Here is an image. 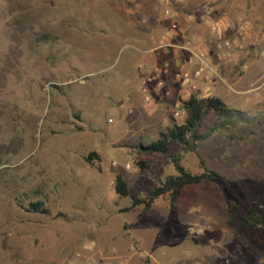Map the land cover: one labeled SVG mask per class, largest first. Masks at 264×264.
<instances>
[{
	"label": "rangeland",
	"instance_id": "374dc122",
	"mask_svg": "<svg viewBox=\"0 0 264 264\" xmlns=\"http://www.w3.org/2000/svg\"><path fill=\"white\" fill-rule=\"evenodd\" d=\"M150 1L0 0V264H104L113 256L126 264H264V222L253 230L242 225L264 198V0H154L165 17L159 29L170 33L166 49L184 34L216 40L212 25L239 40L231 58H212L211 82L192 91L220 99L249 122L214 133L197 154H182L186 169L199 172L202 159L224 180L184 187L173 209L166 195L158 197L134 230L141 243L131 239L125 252H110V236L132 231L140 209L120 212L130 197L117 199L115 175L131 197L147 198L175 171L165 157L140 155L137 147L184 118L174 89L162 99L148 90L146 104V83L126 75L141 69L136 50L144 40L132 36ZM213 7L225 23L213 14L200 19ZM209 45L202 51L213 56ZM150 109L162 115L148 116ZM213 123L205 118L201 132ZM91 152L99 157L93 165L85 162ZM34 201L49 213H27Z\"/></svg>",
	"mask_w": 264,
	"mask_h": 264
},
{
	"label": "trees",
	"instance_id": "16d2710c",
	"mask_svg": "<svg viewBox=\"0 0 264 264\" xmlns=\"http://www.w3.org/2000/svg\"><path fill=\"white\" fill-rule=\"evenodd\" d=\"M179 103L184 114L183 121L179 124L171 121L170 126L158 132L157 138L154 141L137 147V152L140 155L159 154L168 159L175 174L167 176L155 186L147 198L131 197L124 177L120 174L114 177L113 189L117 199L130 197L129 205L120 209V212H129L140 207L135 220L130 225L131 227L139 225L145 213L158 197L166 195L168 197L169 208L173 209L184 187L213 180H224V176L207 169L202 159L198 161L200 165L199 172H191L186 169L182 164V154H197L200 143L206 141L214 133L249 122L243 112L229 108L220 99L214 97L201 98L198 93L193 91L186 99H180ZM209 116L214 119L213 126L207 132H201L204 119ZM174 147H179L180 152L173 153ZM98 158L95 152H91L85 157V162L93 165V159ZM136 164L140 168H144L143 163L137 162ZM25 211L27 213L38 214L49 213L42 201L29 202L25 207ZM237 213L236 206L229 216L230 220L236 219ZM56 217H63V215L58 213ZM263 222L264 198L244 215L242 225L246 230H253L261 227Z\"/></svg>",
	"mask_w": 264,
	"mask_h": 264
},
{
	"label": "crops",
	"instance_id": "0c3cea01",
	"mask_svg": "<svg viewBox=\"0 0 264 264\" xmlns=\"http://www.w3.org/2000/svg\"><path fill=\"white\" fill-rule=\"evenodd\" d=\"M215 8H210L206 15H201L200 19H209L211 17L210 15L213 14L212 10H215ZM218 8L220 9H218L217 12L220 14L219 11L221 10V8H223V3H219ZM192 17L193 16L190 15L189 19H192ZM213 17L214 19L218 18V22L225 23V14L223 16H218L216 13H214ZM164 18L165 17L162 13L161 3L159 1L152 0L147 5L144 4V20L141 24L142 27L133 29L134 36H132L134 40H144L143 48H141L140 50H136L141 54V69L139 68L140 71L138 70L137 73L133 70L132 72H128V74L126 75L129 78L133 77L134 79H143L144 83H146L144 84L146 88L149 91L151 90V96L153 91V93H155L156 99H162L164 95L172 96V89L175 90L174 92L178 99H186L192 92L193 88L180 86L179 83L175 80V74L180 69V67H195L194 63L193 65L189 64L188 59L191 58L196 51L203 50L202 48H205V45L210 44L209 47L211 50H213L215 39L214 37H209L206 39L205 33H199L201 35H191L190 38L186 37V35L184 34L181 40L175 43L170 42V45H168V48L166 49V46L162 45L164 34H162L161 30L159 29V23L164 21ZM187 23V21L179 19V24H181L182 26L187 25ZM200 23L198 22V25H200ZM187 33L192 34L194 33V30L191 29ZM242 39L245 38L242 37ZM239 45V40H237L235 49ZM171 81L174 82L173 85L168 84V82ZM165 86H167L168 88L167 91L164 90ZM128 93L130 95L133 94V88L129 89L128 87ZM134 99L135 101H140L141 96L137 94L136 96H134ZM146 104L144 105V108L148 107V105L146 106ZM118 111L121 114L123 113V109L119 108ZM145 114H147L148 116L155 114V116H161L162 111H155L150 109V111H145ZM143 220L144 217L142 221ZM138 227L139 225L132 227L133 230L127 233L122 232L117 236H110V252H118L119 254L125 252V249H127V245L129 244L131 239H136L141 243V238L134 234L135 228L138 229ZM123 229L124 227L121 226V231ZM79 248H81V246Z\"/></svg>",
	"mask_w": 264,
	"mask_h": 264
},
{
	"label": "built area",
	"instance_id": "2783aa9c",
	"mask_svg": "<svg viewBox=\"0 0 264 264\" xmlns=\"http://www.w3.org/2000/svg\"><path fill=\"white\" fill-rule=\"evenodd\" d=\"M165 16L170 18L171 21V31H175L177 28L176 22L174 20V15L168 9L164 11ZM170 31V32H171ZM211 31L217 34L216 40L214 42L213 48V56L209 55L208 53L199 50L194 53V55L188 59L189 64L194 63L195 67L188 68V67H180V69L175 74V80L179 83L180 86L183 87H192L193 90L196 89V84L204 79L207 82H211L210 78L211 75L215 74L214 69L211 66L212 58L217 57L219 60L221 59H229L232 57L233 52L238 48L235 49L237 45V41L228 37L221 36L219 31L215 25H212ZM170 36V33L166 35V37ZM165 36L162 40V45L164 44L165 40L167 39ZM196 62V63H195ZM209 89L208 87L204 88V92H207ZM142 92L144 93L143 100L145 103L151 102V96L148 94V89L146 87L141 88ZM174 115H178V112L174 113ZM130 250L135 253L137 252V248L135 245L130 247ZM69 264H89L84 263L81 260H77L76 262L72 261ZM93 264V263H90ZM104 264H126V260L123 257H116L113 256L108 259V261Z\"/></svg>",
	"mask_w": 264,
	"mask_h": 264
}]
</instances>
